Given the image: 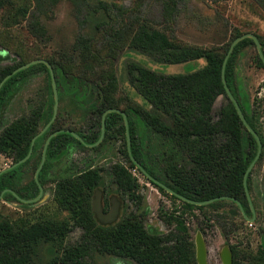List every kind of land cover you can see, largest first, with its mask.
I'll list each match as a JSON object with an SVG mask.
<instances>
[{"label": "trees", "instance_id": "trees-1", "mask_svg": "<svg viewBox=\"0 0 264 264\" xmlns=\"http://www.w3.org/2000/svg\"><path fill=\"white\" fill-rule=\"evenodd\" d=\"M63 1L66 0H32L31 6H25L23 14L28 15L30 30L36 37L48 38L42 18L51 17L55 8ZM67 1L71 2L80 15L84 9L91 7L89 0ZM176 1L179 0H170L168 13L175 12ZM5 4L6 0H0V8ZM92 8L93 12L106 10L103 3ZM106 12L107 16L113 19L109 10ZM86 20L87 18H82V24H85ZM99 27L100 24L97 28ZM241 35L243 34H237L236 38ZM92 40L91 37L80 36L75 47L87 48ZM259 41L264 54V41L260 38ZM250 44L255 45L252 39L246 38L235 46L226 64L225 78L247 122L258 133L264 148V135L258 127L257 116L248 113L246 104L240 100L235 86V56L242 47ZM129 46L159 63L182 64L204 59L206 64L190 73L164 74L130 60L127 63L128 80L136 92L150 104L151 108L146 109L133 104L121 107L116 97L118 79L112 71L93 81L89 78L90 72H85L83 77L74 73L68 74L57 63L48 60L54 70L60 101L63 96L69 97L77 110L90 119L88 132L84 133V130L65 125L59 110L56 120L36 139L29 160L0 175V193L10 188L23 199L37 197L39 187L35 179L22 187L17 180L19 173L33 160H36L37 170L45 142L51 133L61 129L75 131L83 141L66 132L51 140L39 182L43 187L49 182L55 183L57 201L71 213L74 225L82 229L83 235L80 241L64 247V239L70 232L67 222H40L15 230L9 221L0 220V264H32L34 249L42 243L60 249L61 254L54 259V263L60 264H96L93 260L94 253L130 258L137 264H198L196 246L185 217L187 211L198 210L204 213V218L211 220V217L205 214L209 209L230 204L240 210L232 200H218L204 206L194 205L169 194L151 181L132 161L127 147L124 118L120 113L113 112L106 116L103 141L90 148L98 150L106 142L124 141L121 151L129 166L115 163L110 167L113 182L120 194L134 202L137 208L143 203L139 179L132 173V169H135L163 195L174 203H179L181 211L161 213L166 223L170 226L174 224V228L165 235L149 232L144 226L143 215L134 211L124 213L113 224H101L92 211V198L95 197L96 188L103 179L104 169L89 167L79 173L57 179L51 176V171L58 161L77 146L88 148L87 145H94L99 141L102 116L111 108H118L126 113L132 156L153 178L192 201H206L220 196L235 198L241 202L248 219L254 217L245 193L244 175L257 155L258 142L241 121L222 81V67L229 48L221 52L213 48L182 46L165 31L146 24L137 27ZM256 59L257 65L264 69V62L259 54ZM26 63L0 66V83ZM35 69L46 74L47 82L43 88L46 99L33 105L28 113L0 128V154L11 158L13 163L28 155L33 138L53 117L54 92L51 74L45 64L33 65L14 74L0 89L1 113L3 107L21 89ZM91 70L96 69L91 67ZM220 96H224L226 102L217 114H214V105ZM262 157L261 153L259 159ZM247 186L251 192V173ZM7 195L13 200H19L14 194L7 193L4 196ZM240 214L244 221L247 220L242 212ZM217 218L218 223H221L219 219L224 221L220 226L226 239H229L235 228L234 220L227 223V217L223 214H218ZM199 228L202 232L206 230L203 224H200ZM231 251L233 264H264V244L256 251L233 245Z\"/></svg>", "mask_w": 264, "mask_h": 264}, {"label": "rangeland", "instance_id": "rangeland-1", "mask_svg": "<svg viewBox=\"0 0 264 264\" xmlns=\"http://www.w3.org/2000/svg\"><path fill=\"white\" fill-rule=\"evenodd\" d=\"M89 3L91 7L84 9L80 15L71 2H61L51 17L42 18L48 36L44 39L31 32L29 17L23 14V9L31 6L32 0H6L5 6L0 8V66L46 59L57 63L68 74L83 77L85 72H90L89 78L93 81L112 71L118 79L116 97L121 107L133 104L149 109L150 104L129 83L127 63L130 60L164 74L194 72L206 62L200 59L182 64H164L131 49V36L140 24L165 31L182 46L213 48L221 52L229 48L237 34L253 33L264 41V0H179L176 1L178 10L175 8L174 13L167 12L170 0H89ZM99 3H103L106 10L93 12L92 7ZM107 10L113 19L107 16ZM82 18H87L85 24H82ZM80 36L93 38L87 48L75 47ZM257 54L256 46L250 44L242 47L235 56V86L248 113L257 116L258 127L264 135V69L257 65ZM91 67L96 70L92 71ZM46 82V74L42 70L35 69L29 75L26 83L1 110V129L46 99L43 93ZM225 100L224 96L218 97L214 114ZM59 110L65 125L88 132L90 119L77 110L69 97L59 99ZM123 145V140H117L106 142L98 150L77 146L54 165L51 176L57 179L89 167H102L103 179L96 189L101 191L104 211H110L112 198L115 197L120 206V216L134 211L143 215L144 226L149 232L165 235L174 228V224L170 226L166 223L161 213L180 212L181 205L163 195L135 169H132V173L139 179L143 203L137 208L134 202L120 194L113 182L110 167L115 163L129 166L121 151ZM262 154V159L256 162L251 171L250 195L254 221H244L241 211L230 204L207 210L205 214L211 220L204 218V213L198 210L187 211L185 217L196 246L198 264V244L204 247V264H227L233 259V245L256 251L264 244V148ZM35 161L19 173L17 180L20 184L34 179ZM12 163L11 158L0 154V171ZM218 214L226 215L227 223L234 220L235 228L229 239H226L220 226L224 221L219 219L221 223H218L216 220ZM0 220L9 221L15 230L40 222H67L70 232L64 239V247L80 241L83 235L82 229L74 225L71 213L57 201L55 183L52 182L44 186L42 197L34 203L18 202L8 195L0 198ZM200 224L205 227V232L200 230ZM60 254L59 248L38 244L34 249L32 264H60L54 263ZM93 260L96 264H137L130 258L99 253H94Z\"/></svg>", "mask_w": 264, "mask_h": 264}, {"label": "water", "instance_id": "water-1", "mask_svg": "<svg viewBox=\"0 0 264 264\" xmlns=\"http://www.w3.org/2000/svg\"><path fill=\"white\" fill-rule=\"evenodd\" d=\"M246 38H250L254 41L255 45H256V48H257V51H258V54L260 56V58L262 59V61L264 62V54H263V51H262V45L259 41V38L253 34V33H245L239 37H237L236 39H234V41L231 43L230 45V48L228 50V53L224 59V63H223V67H222V81H223V84H224V87H225V90H226V93L229 97V99L233 102L236 110H237V113L241 119V121L243 122V124L245 125V127L247 128V130L255 137V139L257 140L258 142V152H257V155L254 159V161L251 163V165L248 167L245 175H244V187H245V193H246V197L249 201V205H250V208L252 210V213L254 215V217L252 219H248L246 213L244 212V209L242 207V204L240 201L236 200L235 198H232V197H229V196H220V197H215V198H212V199H209V200H206V201H192V200H189L187 198H185L184 196H181L179 195L178 193L174 192L171 188H169L167 185H165L164 183L160 182L159 180L153 178L150 174L147 173L146 170L143 169L142 165L132 156V152H131V137H130V134H129V128H128V118H127V115L125 112H123L121 109H118V108H111V109H108L102 116V128H101V136H100V139L99 141L94 144V145H87L89 147H92V146H95V145H99L102 140L104 139L105 137V133H106V116L107 114L109 113H120L123 118H124V122H125V127H126V139H127V147H128V152H129V155L131 156V159L132 161L136 164V166L141 169L143 171V173L151 180L153 181L154 183H156L158 186L162 187L165 191H167L169 194L171 195H174L176 197H178L179 199H181L182 201H186L188 203H192L194 205H198V206H204V205H208V204H211L215 201H218V200H232L234 202L237 203V205L240 207V210L242 212V214L244 215V217L252 222L254 221L255 219V212H254V207H253V203H252V199H251V195H250V192L248 190V186H247V179H248V176L249 174L251 173L252 169L254 168L256 162L259 160L260 156H261V153H262V149H263V146H262V141L258 135V133L249 125V123L247 122L246 120V117L240 107V104L238 103V101L236 100V98L234 97V95L232 94L230 88L228 87L227 85V81H226V78H225V68H226V64H227V61L231 55V53L233 52L235 46L241 42L242 40L246 39ZM45 64L47 66V68L49 69L50 71V74H51V79H52V87H53V92H54V113H53V117L51 119V121L33 138L32 140V145H31V149L28 153V155L23 158L22 160L14 163L13 165L3 169L0 171V175L7 171V170H10V169H14L18 166H20L21 164L25 163L31 156L32 152H33V147H34V143L36 141V139L38 137H40L41 135H43L47 129L50 127V125L56 120L57 118V115H58V111H59V95H58V89H57V83H56V78H55V74H54V70H53V67L51 65V63L46 60V59H34L32 61H29L28 63L24 64V65H21L20 67H18L17 69H15L13 71V73L9 74L7 77H5L2 82L0 83V89L1 87L3 86V84L10 78L12 77L14 74L20 72V71H23L25 69H28L29 67L33 66V65H37V64ZM63 132H66V133H69L71 134L73 137H75L76 139H78L79 141H83V139L80 137L79 134H77L75 131H72L70 129H61V130H57V131H54L53 133H51L49 135V137L47 138L46 142H45V145H44V148H43V152H42V159H41V163L39 165V167L37 168L36 172H35V181L36 183L38 184V187H39V195L33 199H29V200H25V199H21L19 198V196L17 194H15L12 190H6L10 193H14V195L20 199L22 202L24 203H34L36 201H38L43 193H44V187L40 184L39 182V175L45 165V162H46V154H47V149H48V146L51 142V140L56 137L58 134L60 133H63ZM4 191L1 195H0V198L3 197V194L6 192ZM112 206H111V209L109 212H105L104 211V208H103V205H102V197H101V191L100 190H97L96 193H95V197L92 201V211L94 212L96 218L98 219V221L103 224V225H109V224H113L115 223L118 219H119V216H120V206H119V203L118 201H116V198H112ZM198 261H199V264H204V247L202 244H198ZM227 264H233V259L229 260Z\"/></svg>", "mask_w": 264, "mask_h": 264}, {"label": "flooded vegetation", "instance_id": "flooded-vegetation-1", "mask_svg": "<svg viewBox=\"0 0 264 264\" xmlns=\"http://www.w3.org/2000/svg\"><path fill=\"white\" fill-rule=\"evenodd\" d=\"M33 149H34V147H33ZM33 153V152H32ZM32 155V154H31ZM31 157V156H30ZM29 160V159H28ZM27 160V161H28ZM26 161V162H27ZM14 163H12V165H13ZM24 164V163H23ZM11 166V165H10ZM34 179H35V177H34ZM36 182V181H35ZM28 184V183H27ZM27 184H21L22 185V187H25ZM6 190H12L14 193H15V191L13 190V189H10V188H8V189H5V190H3L0 194H2L4 191H6ZM7 193H10V192H8V191H6L4 194H3V197H4V195L5 194H7ZM14 193H10V194H14ZM16 194V193H15ZM39 195V194H38ZM37 195V196H38ZM19 198H21L20 196H19ZM21 199H23V198H21ZM25 200H27V199H25ZM19 202H22L20 199L18 200ZM24 203V202H23Z\"/></svg>", "mask_w": 264, "mask_h": 264}]
</instances>
